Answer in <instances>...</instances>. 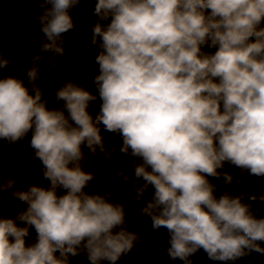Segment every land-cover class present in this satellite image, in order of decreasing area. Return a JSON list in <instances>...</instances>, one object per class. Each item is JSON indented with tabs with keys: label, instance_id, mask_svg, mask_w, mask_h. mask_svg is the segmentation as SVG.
<instances>
[{
	"label": "clouds",
	"instance_id": "clouds-1",
	"mask_svg": "<svg viewBox=\"0 0 264 264\" xmlns=\"http://www.w3.org/2000/svg\"><path fill=\"white\" fill-rule=\"evenodd\" d=\"M85 2L31 0L38 31L28 39L42 54L24 78L14 75L24 61L0 50V156L27 141L47 182L20 187L0 169V264L143 255L125 193L87 191L98 180L93 159L131 183L137 215L164 230L173 264L200 252L216 264L264 256V0H94L90 87L67 75L66 34ZM45 65L63 77L54 108L38 83ZM251 179L259 194L246 190ZM9 202L24 207L9 215Z\"/></svg>",
	"mask_w": 264,
	"mask_h": 264
},
{
	"label": "water",
	"instance_id": "water-1",
	"mask_svg": "<svg viewBox=\"0 0 264 264\" xmlns=\"http://www.w3.org/2000/svg\"><path fill=\"white\" fill-rule=\"evenodd\" d=\"M93 4L94 0H86L81 9L72 12L76 23V30L66 34V39L69 41V44L66 46V52L73 54L75 58V62L69 66L68 78H75L77 82L85 87H90L89 80L96 68L93 60L97 54V49L91 45V34L88 31L89 26L96 19V17L89 13ZM36 15L37 12L33 8L31 0H0V50L8 58H11L13 62L24 61V68L14 73L19 78H24V74L29 67V58L37 54H42L38 52V48L28 39L32 32L37 30L34 20ZM43 55L47 56L48 54ZM58 62L62 65L65 64L63 60ZM42 67L44 71L42 72V79L38 83L45 89V97L49 100V107L54 108L56 105L53 101V92L59 87L63 77L60 74L49 76L47 75L48 69L46 65ZM7 74V70L0 73V75ZM98 104L99 102L94 105L93 112L98 110ZM103 135L105 136L107 146L110 147L115 143L117 149L119 148V138L109 133H104ZM28 151L27 141H25L24 144L17 146L15 149L6 148L2 156H0V169H2L5 175L11 173L17 179L18 186L20 187H24L29 183L37 185V166L39 162L30 160ZM117 155L125 163V170L131 177V170L127 169L126 166V158L120 156L119 153ZM88 167L96 174L98 180L87 191L124 192L128 198L127 213L129 230L142 233L146 240L143 255L138 256L134 251L131 255L122 259L119 264H173L165 256L167 235L166 233L161 235V233H164V230L162 229L161 233L154 232L151 228V222L147 218L137 215V206L131 203V183L126 184L116 180L113 177L114 168L111 164H106L101 167L100 162L97 159H93ZM28 169H31V174L25 175V171ZM228 171L235 174L234 169H228ZM213 182L220 185L221 191L227 190L220 181ZM246 190L252 194H259V182L255 179L246 182ZM4 198L7 199L8 197L5 196ZM23 207L19 202H9L7 205V214L10 215L12 211ZM260 214L264 216V209H262ZM193 261L194 264H216V262L207 260L203 252L194 256ZM72 264H87V261L82 257H78ZM175 264H182V262L177 261ZM237 264H264V256L253 254L250 257L238 261Z\"/></svg>",
	"mask_w": 264,
	"mask_h": 264
},
{
	"label": "flooded vegetation",
	"instance_id": "flooded-vegetation-1",
	"mask_svg": "<svg viewBox=\"0 0 264 264\" xmlns=\"http://www.w3.org/2000/svg\"><path fill=\"white\" fill-rule=\"evenodd\" d=\"M40 168H41V165L40 163L38 164L37 166V174H38V179H37V185H41V186H47V182L43 180L42 178V175H41V172H40Z\"/></svg>",
	"mask_w": 264,
	"mask_h": 264
}]
</instances>
